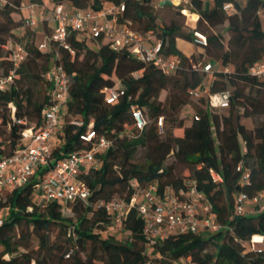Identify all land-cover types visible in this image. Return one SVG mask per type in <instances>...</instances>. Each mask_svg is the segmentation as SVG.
Masks as SVG:
<instances>
[{"label": "trees", "instance_id": "trees-1", "mask_svg": "<svg viewBox=\"0 0 264 264\" xmlns=\"http://www.w3.org/2000/svg\"><path fill=\"white\" fill-rule=\"evenodd\" d=\"M54 1L91 10L100 0ZM161 1L105 3L125 5L119 24L151 41L163 39V54L180 58L169 73L135 57L129 46L114 49V39L104 34L90 37L73 31L67 36L68 47L53 42L50 49H40L35 27L24 24L25 0H0V78L14 69L11 45L22 44L27 51L14 80L0 89V160L17 152L26 128L40 129L44 111L53 102L45 77L53 64H61L70 76V99L60 114L50 166L25 185L0 193V210L6 211L0 225V264H264V244H259L261 250L246 244L254 235H264V212H235L240 192L252 196L264 191V78L249 73L251 65L264 60V22L259 14L264 0H187V5ZM228 3H233V10L224 8ZM164 8H177L180 16L181 10L189 9L197 26L190 29L175 16L163 24L159 10ZM225 23L227 42L215 30ZM195 31L205 34L207 43H197ZM178 39L203 50L199 56L188 55L178 47ZM204 57L213 64L210 93L230 87V106L226 113H216L202 96L199 99L206 97L208 107H198L186 122L180 114L190 104V92L206 80L198 67ZM226 66L234 68L225 72ZM106 87L124 93L108 103ZM135 108L150 120L142 132L132 116ZM256 115L263 118L249 128L243 119ZM159 117L164 118L163 132ZM90 131L97 138L83 139ZM101 136L113 142L111 148L96 151L102 167H86L79 174L91 190L89 201L39 203L36 183L44 173L73 152L93 149ZM139 147L144 148L141 158ZM169 156L174 160L166 163ZM212 169L222 180L213 178ZM191 180L212 202L223 229L151 240L144 233L146 219L135 205L121 225L128 235L123 241L109 232L113 215L95 206L117 196L130 201L151 182L162 193L167 186L176 192L186 189ZM65 208L74 215H65Z\"/></svg>", "mask_w": 264, "mask_h": 264}, {"label": "built area", "instance_id": "built-area-1", "mask_svg": "<svg viewBox=\"0 0 264 264\" xmlns=\"http://www.w3.org/2000/svg\"><path fill=\"white\" fill-rule=\"evenodd\" d=\"M64 2H55L51 7L46 0H33L31 4L26 5L31 9V14L24 18L25 25L35 27L43 21H52L54 24L51 32L39 42L40 49H50L53 42H60L68 47L67 36L73 31H80L90 37L103 34L112 37L114 49L119 50L129 46L135 57L152 63L167 73L179 66L180 58L163 54V39L151 41L147 36L139 34L134 29L119 24L118 16L125 10L123 3L110 5L96 11L93 9H67ZM99 2H105V0ZM23 7L25 8V2ZM224 8L233 10L234 5L228 3ZM263 12V9L259 10L260 15ZM101 17H106L108 20L101 21ZM195 35L197 43H207L205 34L195 31ZM11 49L14 69L8 75L0 78V89H6L14 80L16 68L27 56L26 48L22 44L13 43ZM198 67L206 73V78L212 75L213 64L211 62H200ZM224 71H230V67L226 66ZM249 73L258 78H264V60L251 65ZM45 77L51 83L53 102L44 111L40 129L34 131L31 128H26L22 133V144L17 152L0 160V193L25 185L39 170L50 166L53 138L60 123V114L70 99V76L61 64L55 63ZM104 91L108 103H113L124 93L123 90L113 87H106ZM190 94L192 98L206 96L212 108H227L230 106L232 89L228 87L221 92L210 93L206 83L203 82L201 86L191 90ZM132 116L137 130L142 132L150 120L141 108L133 109ZM158 125L163 132V117H159ZM82 138L91 140L97 138V134L95 131H90L88 134H83ZM112 146V140L105 136L98 137L93 149L73 152L59 160L54 167H50L36 183L39 203L72 202L76 199L87 203L91 196V190L80 180L79 174L86 167L101 168L103 160L96 157V151H104ZM242 166L240 163L238 169H241ZM211 174L215 180H222L221 175L215 170L212 169ZM245 179L249 180V173L245 174ZM132 185H136L135 180H132ZM139 198L142 199L139 200ZM135 205L146 219L144 233L151 240L162 241L172 233H196L199 230L216 232L225 227L219 221L212 202L198 188L194 180L189 181L188 188L178 192L172 186H167L160 193L159 185L151 182L144 189L137 191L130 201L117 196L95 203L97 208H102L113 215L112 223L108 228L110 233L121 228L128 212ZM235 212L243 215L264 212V191H259L252 196L246 192H240L236 199ZM5 215L6 211L0 210V225L4 221ZM260 236H262V240H256V235H254L248 242L251 249L261 250L259 244H264V235Z\"/></svg>", "mask_w": 264, "mask_h": 264}, {"label": "rangeland", "instance_id": "rangeland-1", "mask_svg": "<svg viewBox=\"0 0 264 264\" xmlns=\"http://www.w3.org/2000/svg\"><path fill=\"white\" fill-rule=\"evenodd\" d=\"M173 1H174V4L175 5H178V4H181V3L184 4V5H187V2H188L187 0H180L179 3H175V0H173ZM241 1L243 2L244 0H241ZM177 12H178V9L177 8H164V9H160L159 10V14H160V16L162 18L163 24L168 23L169 20H170V18L175 16L181 22H184V24L186 26H188V28H190V29H192V28H194V27L197 26V20L194 21V20L191 19L192 12L189 9L184 8L183 10H181V13H182L183 16L178 15ZM16 18H19L20 19V16L19 15H16ZM262 19H263V22H264V12L262 13ZM227 26H228V23H225L224 25H220V26H217L215 28V30L217 32H220L221 34L224 35L225 42H227V39H228ZM42 29L45 30L44 27H42ZM21 31H22V29L17 30V32H21ZM38 34H39V36H38L37 42H39V39H41V40L44 39L43 36H42V34H40V33H38ZM177 45L184 52H189V53L193 52L197 56L200 55V52H199V50H200L199 47L200 46L197 43H193L192 45H189L185 41H182L181 39H178ZM202 62L203 63H207L208 62V57H204L202 59ZM217 67H219V66L217 65ZM233 68H234L233 66H230V69L233 70ZM212 77L213 76L211 75L208 78H206V80H205L207 90H209L208 88L210 86ZM165 93L166 92L164 91L162 93V95H161L163 98L165 96ZM204 94L206 95V93H204ZM204 98L206 99V97H204ZM205 99L191 98L190 99V104L186 105L182 109L180 116L183 117V118H185V121L186 122H190L191 119H192V116L194 115L195 110L198 107H203V108H207L208 107L207 104H206ZM227 110H228V108H217V109L214 110V112L219 113V114H224V113L227 112ZM261 118H263V116L256 115V116H253V117L244 118L243 119V122L249 128H254L258 124V122L260 121ZM175 131H176V133H179L180 132L178 129L175 130ZM143 153H144V148L143 147H139L138 153H137V157L138 158H141L142 155H143ZM173 160H174V157L173 156H169L167 158L166 163H171ZM186 172H188V170H186ZM63 212L67 216H73L74 215L73 212H72V210H71V208H65L63 210ZM114 234H115V237L116 238H122L123 241H125V240L128 239V235L124 231H122L121 229H118V231L114 232ZM246 244L248 246V243H246Z\"/></svg>", "mask_w": 264, "mask_h": 264}, {"label": "crops", "instance_id": "crops-1", "mask_svg": "<svg viewBox=\"0 0 264 264\" xmlns=\"http://www.w3.org/2000/svg\"><path fill=\"white\" fill-rule=\"evenodd\" d=\"M46 1H47V3H48L51 7H53L54 4H55V1H54V0H46ZM32 2H33V0H25V8H24V16H25V17H28V16L31 14V9H30L29 7H26V5L28 6V5L31 4ZM64 4H65V7H66L67 9H74L73 6H72L69 2H66V1H65ZM109 6H110V4H108V3H105V2H99V3L95 4V5H93L92 9H93V10H96V11H100L102 8H106V7H109ZM100 19H101V21H106V20H108V18H106V17H101ZM53 26H54V24H53L52 21H43V23H39V25L35 26V30H36V32H37V39H38V36H39L38 33L42 34V36H43V38H44V36H45L46 34H48V33L51 32ZM42 27H44L45 30H43ZM181 40H182V41H185V42H186L187 44H189V45H192V44H193L192 42H188V41H186V40H184V39H181ZM41 41H42V40L39 39V42H41ZM189 47H190V46H189ZM199 48H200L199 52H201L202 49H201V47H199ZM185 53L188 54V55L193 54V52H191V53H189V52H185Z\"/></svg>", "mask_w": 264, "mask_h": 264}, {"label": "water", "instance_id": "water-1", "mask_svg": "<svg viewBox=\"0 0 264 264\" xmlns=\"http://www.w3.org/2000/svg\"><path fill=\"white\" fill-rule=\"evenodd\" d=\"M165 4H174V1L173 0H162L161 5H165Z\"/></svg>", "mask_w": 264, "mask_h": 264}, {"label": "bare ground", "instance_id": "bare-ground-1", "mask_svg": "<svg viewBox=\"0 0 264 264\" xmlns=\"http://www.w3.org/2000/svg\"><path fill=\"white\" fill-rule=\"evenodd\" d=\"M180 2V0H175V3H179ZM256 240H262V236H260V235H256Z\"/></svg>", "mask_w": 264, "mask_h": 264}]
</instances>
